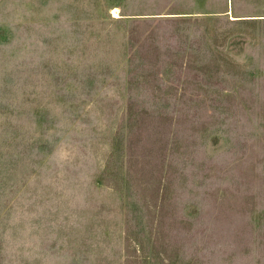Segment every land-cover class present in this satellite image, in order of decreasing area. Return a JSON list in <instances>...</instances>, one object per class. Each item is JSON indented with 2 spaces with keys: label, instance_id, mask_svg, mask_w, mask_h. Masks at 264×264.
<instances>
[{
  "label": "rangeland",
  "instance_id": "rangeland-1",
  "mask_svg": "<svg viewBox=\"0 0 264 264\" xmlns=\"http://www.w3.org/2000/svg\"><path fill=\"white\" fill-rule=\"evenodd\" d=\"M0 264H264V0H0Z\"/></svg>",
  "mask_w": 264,
  "mask_h": 264
}]
</instances>
